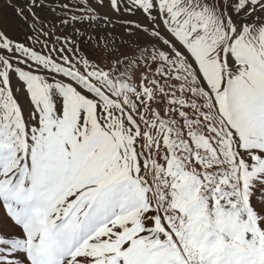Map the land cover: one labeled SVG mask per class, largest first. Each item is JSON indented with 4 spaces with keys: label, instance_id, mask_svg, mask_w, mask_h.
<instances>
[{
    "label": "snow or ice",
    "instance_id": "6c2138e0",
    "mask_svg": "<svg viewBox=\"0 0 264 264\" xmlns=\"http://www.w3.org/2000/svg\"><path fill=\"white\" fill-rule=\"evenodd\" d=\"M109 4L149 21L138 79L0 27V264H264V0Z\"/></svg>",
    "mask_w": 264,
    "mask_h": 264
},
{
    "label": "rangeland",
    "instance_id": "374dc122",
    "mask_svg": "<svg viewBox=\"0 0 264 264\" xmlns=\"http://www.w3.org/2000/svg\"><path fill=\"white\" fill-rule=\"evenodd\" d=\"M43 3L46 6L34 10L39 19L33 20L32 16H28L26 0H0V27L14 42H24L37 51L52 55L58 61L61 55H67L73 60L85 56L93 62L103 61L104 64L116 65L117 73H121L127 72L126 65L136 60L139 63L132 69L133 79H138L141 73L148 70L150 58L145 60L137 51L149 45L148 37L135 29L129 31L126 24L131 21L148 25L149 21L142 12L131 14L122 10L118 13L112 10L109 0H96L103 7L95 13V19L90 20L78 8L65 10L62 7L64 3L76 5L77 0H43ZM17 4L26 8L25 15L30 24L24 23L17 15ZM101 17H106L110 23H101ZM62 20L66 22L61 23ZM66 40L71 43H65ZM61 47L65 49L64 53L50 51ZM117 57L121 58L119 63ZM12 84L27 113L30 105L22 90L23 86L15 77ZM0 211L6 215V210Z\"/></svg>",
    "mask_w": 264,
    "mask_h": 264
},
{
    "label": "bare ground",
    "instance_id": "6f19581e",
    "mask_svg": "<svg viewBox=\"0 0 264 264\" xmlns=\"http://www.w3.org/2000/svg\"><path fill=\"white\" fill-rule=\"evenodd\" d=\"M143 74L144 73H141L140 76L143 75ZM0 229H3L4 231H7V232H13V231H15V229L12 227V225H10L7 222V220L5 219V215L2 213V211H0Z\"/></svg>",
    "mask_w": 264,
    "mask_h": 264
}]
</instances>
